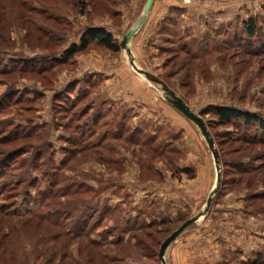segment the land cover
<instances>
[{"label": "rangeland", "instance_id": "rangeland-1", "mask_svg": "<svg viewBox=\"0 0 264 264\" xmlns=\"http://www.w3.org/2000/svg\"><path fill=\"white\" fill-rule=\"evenodd\" d=\"M146 1L0 0V264H162L164 240L205 208L217 171L197 126L121 47L68 53L91 29L120 46ZM130 48L220 154L210 212L167 264H251L264 256V145L216 112L264 119V0H154Z\"/></svg>", "mask_w": 264, "mask_h": 264}, {"label": "water", "instance_id": "water-1", "mask_svg": "<svg viewBox=\"0 0 264 264\" xmlns=\"http://www.w3.org/2000/svg\"><path fill=\"white\" fill-rule=\"evenodd\" d=\"M154 4V0H147L144 8L143 14L134 24L133 28L124 36L123 40L120 43V47L126 52L130 66L141 76L145 77V79L149 82L155 83L161 86V90L163 91V97L166 102L171 105L174 109L180 112L184 117L190 120L194 125L197 126L201 135L205 139L210 152L212 153L215 167L217 171V180L216 185L213 188L212 192L209 195L208 201L206 203L205 208L196 216L190 218L186 222H184L179 228H177L171 235H169L161 245L159 251V259L162 264H167L166 262V251L168 247L187 229H189L194 224H197L203 217H205L211 209L212 202L215 194L218 192L220 185L222 183V170H221V160L220 154L216 147L214 138L211 136L208 127L206 126L203 118L195 113L178 95H176L172 90H170L160 79L156 78L146 70H143L138 67L136 61L134 59L132 50L130 48V44L134 36L141 29L142 25L145 23L148 14L150 13Z\"/></svg>", "mask_w": 264, "mask_h": 264}, {"label": "trees", "instance_id": "trees-1", "mask_svg": "<svg viewBox=\"0 0 264 264\" xmlns=\"http://www.w3.org/2000/svg\"><path fill=\"white\" fill-rule=\"evenodd\" d=\"M13 1L15 0H12V2ZM245 28L249 36L253 37L256 32V23L253 20L249 21ZM93 41L99 42L106 49H109L113 52L120 51V46L115 41L114 37L105 29L100 28L91 29L86 34H84L81 39L80 46H73L72 50H70L68 53L71 54L76 52L78 49H86L89 43ZM216 114L220 126L236 127L238 124H242L246 129L255 127L257 134L260 136L253 135L254 137L249 139L244 137H240L239 139L252 145H264V119L258 114L230 107L218 108ZM235 166L237 167L238 163L235 164ZM240 166H242V164ZM251 264H264V256L259 254L257 259L254 262H251Z\"/></svg>", "mask_w": 264, "mask_h": 264}]
</instances>
